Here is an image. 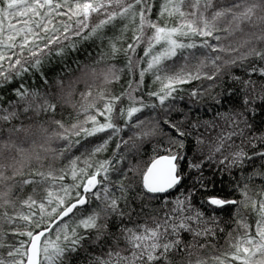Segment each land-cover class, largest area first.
Segmentation results:
<instances>
[{
  "label": "snow or ice",
  "instance_id": "snow-or-ice-1",
  "mask_svg": "<svg viewBox=\"0 0 264 264\" xmlns=\"http://www.w3.org/2000/svg\"><path fill=\"white\" fill-rule=\"evenodd\" d=\"M210 261L264 264V0H0V264Z\"/></svg>",
  "mask_w": 264,
  "mask_h": 264
},
{
  "label": "trees",
  "instance_id": "trees-1",
  "mask_svg": "<svg viewBox=\"0 0 264 264\" xmlns=\"http://www.w3.org/2000/svg\"><path fill=\"white\" fill-rule=\"evenodd\" d=\"M89 51H91V49H89ZM72 59H79L80 61H82V62H87L88 61V56H87V53L85 52V51H81L80 53H77V54H74L73 55V58ZM69 63H71V65H72V67L73 68H75L76 67V65L74 64V63H72V61L70 60L69 61ZM52 72H54V73H56L57 75L60 73V66H56V67H54L53 69H52ZM72 75H79V72H74ZM63 79H65V80H67V77H62ZM150 77H147L146 78V80H148V81H150ZM37 83L39 84L40 83V81L38 80L37 81ZM187 87H191V86H187ZM79 90H83V85L81 84L80 86H79V89H78V91ZM78 98V97H77ZM134 120H135V117L133 118ZM120 123H123L122 121H120ZM127 132H125V133H122V135H125V137H127ZM115 143V141H113V144ZM112 146L113 145H110L109 146V150L111 151V149H112ZM76 154H79L78 152L76 153ZM224 183L223 184H217V189L219 190V189H221V188H223V189H225V190H228V191H231V189L228 187V183H227V181H228V177H227V175H225L224 176ZM250 222H251V219H250ZM220 244H221V246H223L224 245V241L223 240H221V242H220ZM221 250H223V248H221ZM205 255H207V253H205ZM209 264H211V261L209 262Z\"/></svg>",
  "mask_w": 264,
  "mask_h": 264
}]
</instances>
